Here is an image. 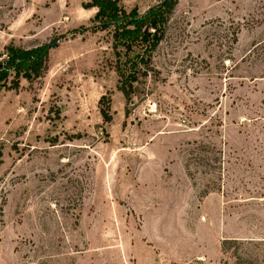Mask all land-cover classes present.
Instances as JSON below:
<instances>
[{"label":"rangeland","instance_id":"374dc122","mask_svg":"<svg viewBox=\"0 0 264 264\" xmlns=\"http://www.w3.org/2000/svg\"><path fill=\"white\" fill-rule=\"evenodd\" d=\"M87 2L0 0V60L56 41L0 91V264H264V0H177L129 100Z\"/></svg>","mask_w":264,"mask_h":264},{"label":"trees","instance_id":"16d2710c","mask_svg":"<svg viewBox=\"0 0 264 264\" xmlns=\"http://www.w3.org/2000/svg\"><path fill=\"white\" fill-rule=\"evenodd\" d=\"M177 0H162L145 12L137 8L127 11L118 0H88L84 9H94L91 32H107L111 37L114 56L113 70L118 78L117 90L129 100L140 77L151 71L153 54L164 38L169 18ZM0 60V91L16 90L21 80L32 83L43 77L49 60V45L24 49L13 45L3 48ZM105 97L100 100L103 104ZM104 123L110 122L109 102L101 106ZM210 151L196 147L194 154L208 166ZM201 154V155H200ZM203 154V155H202ZM203 156V157H201Z\"/></svg>","mask_w":264,"mask_h":264},{"label":"water","instance_id":"95a60500","mask_svg":"<svg viewBox=\"0 0 264 264\" xmlns=\"http://www.w3.org/2000/svg\"><path fill=\"white\" fill-rule=\"evenodd\" d=\"M165 1H169V0H165ZM56 44V41H53L52 43L49 44V49L53 48Z\"/></svg>","mask_w":264,"mask_h":264}]
</instances>
